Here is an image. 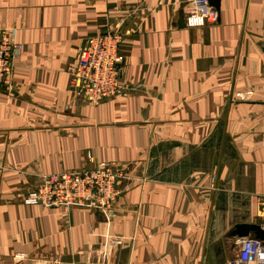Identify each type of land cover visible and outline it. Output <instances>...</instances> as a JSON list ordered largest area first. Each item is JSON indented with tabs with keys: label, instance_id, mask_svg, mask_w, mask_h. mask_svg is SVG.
<instances>
[{
	"label": "crops",
	"instance_id": "0c3cea01",
	"mask_svg": "<svg viewBox=\"0 0 264 264\" xmlns=\"http://www.w3.org/2000/svg\"><path fill=\"white\" fill-rule=\"evenodd\" d=\"M263 13L264 0H0L23 44L0 88V264H242L232 230L264 223ZM108 30L123 35L122 91L93 103L67 69ZM100 163L126 174L113 212L24 203L41 176Z\"/></svg>",
	"mask_w": 264,
	"mask_h": 264
},
{
	"label": "built area",
	"instance_id": "2783aa9c",
	"mask_svg": "<svg viewBox=\"0 0 264 264\" xmlns=\"http://www.w3.org/2000/svg\"><path fill=\"white\" fill-rule=\"evenodd\" d=\"M194 5H208V0H190ZM209 14L191 12L186 21L190 27L204 26ZM264 27V13H263ZM121 32L104 31L85 39L76 63L67 73L70 85L87 100L99 103L121 93V73L125 56L121 52ZM23 49L14 27H0V88L14 73L16 60ZM123 169L100 163L93 169L64 171L41 176V181L23 197L26 204L45 207H62L69 210L76 206L90 205L105 214L112 212L118 198V185L125 177ZM259 203L264 216V194ZM264 228V223L262 225ZM242 264H264V241L246 237L239 253Z\"/></svg>",
	"mask_w": 264,
	"mask_h": 264
},
{
	"label": "water",
	"instance_id": "95a60500",
	"mask_svg": "<svg viewBox=\"0 0 264 264\" xmlns=\"http://www.w3.org/2000/svg\"><path fill=\"white\" fill-rule=\"evenodd\" d=\"M208 3L216 8L218 11L220 9V0H208ZM181 19L179 20V25H185V17L183 12L181 13ZM231 235L237 236L239 238L243 237H255L264 241V228L259 224L241 223L237 224L231 232Z\"/></svg>",
	"mask_w": 264,
	"mask_h": 264
},
{
	"label": "rangeland",
	"instance_id": "374dc122",
	"mask_svg": "<svg viewBox=\"0 0 264 264\" xmlns=\"http://www.w3.org/2000/svg\"><path fill=\"white\" fill-rule=\"evenodd\" d=\"M81 51V50H80ZM79 54H80V52H79ZM78 58H79V55H78ZM70 66V65H69ZM12 76V75H11ZM10 76V77H11ZM10 79V78H9ZM69 79H70V76H69ZM69 83H70V80H69ZM71 86V85H70ZM74 89V88H73ZM74 91H75V93L78 95V96H80V97H82L83 99H86L83 95H80L75 89H74ZM87 100V99H86ZM89 101V100H88ZM91 102V101H90ZM94 103V102H93ZM118 190H119V195H118V198H117V200L115 201V206H116V204L118 203V200H119V196H120V189H119V185H118ZM84 206V205H83ZM88 206H90V205H88ZM76 207H78V206H76ZM74 208V207H73ZM115 209V208H114ZM114 209L112 210V212L114 211ZM99 211H101L100 209H99ZM101 212H103V211H101ZM104 213V212H103ZM109 213H111V212H109ZM108 213V214H109Z\"/></svg>",
	"mask_w": 264,
	"mask_h": 264
}]
</instances>
